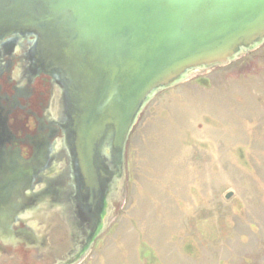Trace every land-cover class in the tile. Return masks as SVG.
<instances>
[{"label": "water", "instance_id": "95a60500", "mask_svg": "<svg viewBox=\"0 0 264 264\" xmlns=\"http://www.w3.org/2000/svg\"><path fill=\"white\" fill-rule=\"evenodd\" d=\"M26 34L37 40L31 52L38 74L50 79L53 124L33 160L0 157V205L14 189L24 196L36 179L33 195L42 186L56 190L59 174L73 170L90 203L100 198L108 211L78 253L80 264L111 223L127 145L150 101L262 47L264 0H0V42ZM44 211L32 209L33 224ZM9 227L0 222V232Z\"/></svg>", "mask_w": 264, "mask_h": 264}, {"label": "rangeland", "instance_id": "374dc122", "mask_svg": "<svg viewBox=\"0 0 264 264\" xmlns=\"http://www.w3.org/2000/svg\"><path fill=\"white\" fill-rule=\"evenodd\" d=\"M125 168L111 223L80 264H264V45L157 94ZM39 230L40 250L8 248L0 264L65 257L69 231Z\"/></svg>", "mask_w": 264, "mask_h": 264}, {"label": "flooded vegetation", "instance_id": "af4514ba", "mask_svg": "<svg viewBox=\"0 0 264 264\" xmlns=\"http://www.w3.org/2000/svg\"><path fill=\"white\" fill-rule=\"evenodd\" d=\"M36 41L35 36L29 37L26 34L19 40L11 37L9 41L6 39L0 42V157L10 156L9 158L16 162L18 157L25 161L35 158L42 145L50 141L46 133L50 129L49 125L53 124L48 118L51 114L50 108H53L55 102H52L49 91L45 89L48 88L50 79L38 74L40 69L34 64L36 61L31 52ZM19 50L20 54L16 56ZM58 129V139H64L62 130ZM54 142L55 140H51L52 144ZM66 163L65 159L61 161L63 167ZM69 165L71 166L70 162ZM71 171V175L63 171L59 174L57 179L59 185L56 190L48 191V188L42 186L38 193L33 195L31 189H37L39 185L36 179L32 187L24 189V196L17 195V190L14 189V194L11 193L6 200L4 199L0 205V220L4 224L5 221H9L10 227L0 232V253L3 252L6 257L11 256L6 253L7 249H16L19 246L40 250L42 243L38 238L43 233L39 230V225L45 224L47 229L69 231L67 235L71 239V246L66 256L57 260L56 264L75 263L85 251L88 237L102 226L108 211L107 204L100 203L99 197L97 204L90 203V192L84 193V190L77 186L78 178L73 170ZM6 181L5 178L4 183ZM8 181H11L10 178ZM9 186L11 187V184ZM9 190L11 191L10 188ZM106 192L108 191H105L103 197L105 202L109 195ZM110 199L113 200V196H110ZM14 207L22 210L19 213L14 212ZM34 207L46 209L42 212L43 220L35 222L37 225L32 221L31 211ZM51 215H58L59 220L48 221L47 217ZM21 225L24 227L20 228ZM33 231L40 234H33Z\"/></svg>", "mask_w": 264, "mask_h": 264}]
</instances>
